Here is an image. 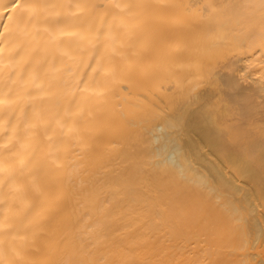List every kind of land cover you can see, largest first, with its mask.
Wrapping results in <instances>:
<instances>
[{
    "label": "bare ground",
    "instance_id": "6f19581e",
    "mask_svg": "<svg viewBox=\"0 0 264 264\" xmlns=\"http://www.w3.org/2000/svg\"><path fill=\"white\" fill-rule=\"evenodd\" d=\"M0 264H264V0H0Z\"/></svg>",
    "mask_w": 264,
    "mask_h": 264
}]
</instances>
